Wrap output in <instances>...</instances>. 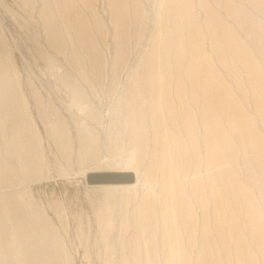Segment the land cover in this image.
<instances>
[{"label": "rangeland", "instance_id": "rangeland-1", "mask_svg": "<svg viewBox=\"0 0 264 264\" xmlns=\"http://www.w3.org/2000/svg\"><path fill=\"white\" fill-rule=\"evenodd\" d=\"M121 1L126 2L124 35L114 21L111 0H0V79L17 95L18 111L27 124L22 154L30 161L24 169L19 159H8L17 172L13 178L0 179V205L16 193L17 201L34 217L45 254L40 264H238L233 247V257H225L223 238L217 237L215 227L209 245L218 257L198 256L203 245L202 212L195 203L194 246L188 247L186 236L177 245L164 238L166 219L170 217L174 225L178 221V197L170 186L168 198H163L161 174L150 170L149 176L151 148L144 153L131 144L130 134L139 132L131 123L130 106L133 101L143 103L135 111L145 116V132L152 139L159 124L164 131L162 151L168 155L172 151L167 144L169 110L179 116L174 98L178 82L182 80L187 95L191 78L199 87L204 80L191 70L197 67L201 76L207 68L230 88L264 135L248 71L232 52L221 56L214 50L217 31L209 15L215 13L247 46L264 75V0H189L188 13L183 2V57L178 60L171 50L158 47L160 24L169 19V0ZM186 14L194 15L197 37L188 32ZM191 51L197 57L193 66ZM162 52L168 53L167 59ZM199 120L197 109L194 127L200 135ZM237 159L244 166L243 154ZM119 172L133 173L134 182L88 181L92 173ZM239 176L248 183L243 169ZM250 188L264 210V194L256 185ZM150 197L156 210L154 256L148 247L150 227L144 224V202ZM12 245L17 251V243ZM0 264H20L18 254H6L0 245Z\"/></svg>", "mask_w": 264, "mask_h": 264}, {"label": "bare ground", "instance_id": "bare-ground-1", "mask_svg": "<svg viewBox=\"0 0 264 264\" xmlns=\"http://www.w3.org/2000/svg\"><path fill=\"white\" fill-rule=\"evenodd\" d=\"M183 2L188 13L191 10L189 0L167 2L166 12L168 10L169 19L166 18L165 22H161L159 28L158 47L168 53L171 50L175 60L183 57L181 49L182 17L185 15ZM111 4L114 21L122 30L120 34L124 35L127 26L123 12L126 2L124 4L121 0H111ZM135 6L137 7V4ZM229 8V11L234 13L235 9ZM209 13L212 19L210 24L217 31L213 42L214 50L221 56L232 52L245 65L254 93L255 110L264 123V75L247 46L237 39L233 31L226 27L215 13L211 11ZM237 14L236 11V17ZM186 17L189 34L191 37L194 35L197 37L194 15L186 14ZM47 29L50 37L55 39L56 34L53 28L51 30L50 23H47ZM173 48H176V51ZM168 53L162 52L165 59ZM189 59L192 66L197 64L194 52L191 51ZM202 59L211 68L208 56L203 54ZM191 73L204 80L199 87L191 78L187 95L182 80L178 82L174 98L179 104V116L169 110L170 105L168 106L171 130L167 144H170L172 150L170 154L166 155L162 151L164 131L160 129L159 124L152 139L145 132V116L142 112L135 111L139 105L142 108L143 103L138 105L133 101L130 106L133 116L131 123L135 132H139L130 134L131 144L135 149L144 150V153L151 148L149 176L150 170L161 174L164 180L161 191L163 198H168L170 186L175 188L178 197V221L174 225L170 217L166 219L169 226L163 234L164 238L177 245L181 242V236H186L188 247L191 249L194 246L196 241L193 240L197 235L195 203L202 212V228L199 235H202L203 245L198 256L208 257L211 254L213 257L215 255L218 257V253H214L209 245L212 240L211 231L215 227L218 231L217 237L223 238L221 246L227 259L233 257V247L238 264H264V210L256 203L253 189L250 188L256 185L257 190L264 194V135L256 129L253 119L230 88L221 84L218 74L205 68L199 76L197 67H194ZM0 80H2L0 83V179H3L7 176L10 178L16 176L17 171L11 163L13 160L9 162V158L19 159L21 163L23 162L24 169H27L30 161L29 157H24L22 154L24 145L22 138L26 135L27 124L18 111V102L14 97L16 93L8 82L4 79ZM141 94L143 97L142 91ZM153 107L157 108L156 101L153 102ZM197 109L200 112V135L194 127ZM153 112L154 110L151 109L150 118L153 117ZM240 153L245 157L244 166L242 164L240 166L237 159ZM241 169L245 171L248 183L240 179ZM16 196V193L6 196L3 204L0 205L2 251L10 255L18 254L20 264H40L39 260L45 255L39 243L42 235H38L40 233L35 230L34 217L28 213L25 205L17 201ZM153 199L150 197L144 202V224L150 227L148 247L152 256L156 252V210ZM138 239V236L134 239L136 246ZM12 241L17 243V251ZM185 256H188L187 251Z\"/></svg>", "mask_w": 264, "mask_h": 264}, {"label": "water", "instance_id": "water-1", "mask_svg": "<svg viewBox=\"0 0 264 264\" xmlns=\"http://www.w3.org/2000/svg\"><path fill=\"white\" fill-rule=\"evenodd\" d=\"M133 173H92L88 175L90 183L130 184L134 182Z\"/></svg>", "mask_w": 264, "mask_h": 264}, {"label": "clouds", "instance_id": "clouds-1", "mask_svg": "<svg viewBox=\"0 0 264 264\" xmlns=\"http://www.w3.org/2000/svg\"><path fill=\"white\" fill-rule=\"evenodd\" d=\"M76 113H77V115H84L81 111H78V110H75V109H73Z\"/></svg>", "mask_w": 264, "mask_h": 264}]
</instances>
